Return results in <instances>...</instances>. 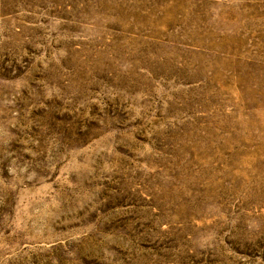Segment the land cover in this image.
<instances>
[{
  "label": "rangeland",
  "instance_id": "obj_1",
  "mask_svg": "<svg viewBox=\"0 0 264 264\" xmlns=\"http://www.w3.org/2000/svg\"><path fill=\"white\" fill-rule=\"evenodd\" d=\"M0 264H264V0H0Z\"/></svg>",
  "mask_w": 264,
  "mask_h": 264
}]
</instances>
